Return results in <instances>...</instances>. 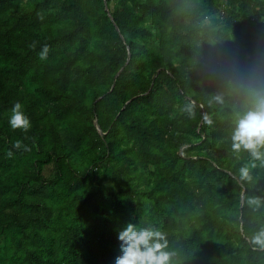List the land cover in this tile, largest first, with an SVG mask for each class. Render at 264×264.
I'll list each match as a JSON object with an SVG mask.
<instances>
[{"label":"trees","instance_id":"trees-1","mask_svg":"<svg viewBox=\"0 0 264 264\" xmlns=\"http://www.w3.org/2000/svg\"><path fill=\"white\" fill-rule=\"evenodd\" d=\"M0 264H264V0H0Z\"/></svg>","mask_w":264,"mask_h":264},{"label":"water","instance_id":"water-1","mask_svg":"<svg viewBox=\"0 0 264 264\" xmlns=\"http://www.w3.org/2000/svg\"><path fill=\"white\" fill-rule=\"evenodd\" d=\"M106 1V0H105ZM113 85H115V81H114V84Z\"/></svg>","mask_w":264,"mask_h":264}]
</instances>
